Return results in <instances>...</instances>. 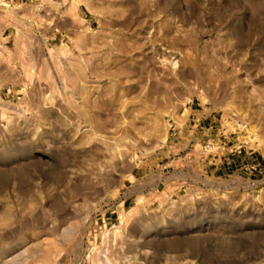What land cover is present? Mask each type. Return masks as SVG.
<instances>
[{
  "label": "rangeland",
  "instance_id": "obj_1",
  "mask_svg": "<svg viewBox=\"0 0 264 264\" xmlns=\"http://www.w3.org/2000/svg\"><path fill=\"white\" fill-rule=\"evenodd\" d=\"M0 264H264V0H0Z\"/></svg>",
  "mask_w": 264,
  "mask_h": 264
},
{
  "label": "crops",
  "instance_id": "obj_2",
  "mask_svg": "<svg viewBox=\"0 0 264 264\" xmlns=\"http://www.w3.org/2000/svg\"><path fill=\"white\" fill-rule=\"evenodd\" d=\"M174 176H176V175H169V176H168V177L170 178V179H169L170 182L175 180V179L172 178V177H174ZM126 200H127V199H126Z\"/></svg>",
  "mask_w": 264,
  "mask_h": 264
}]
</instances>
